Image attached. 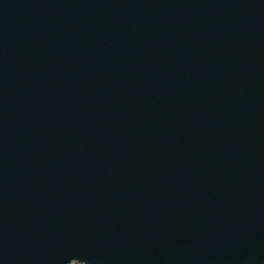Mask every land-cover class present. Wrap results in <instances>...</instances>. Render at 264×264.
Masks as SVG:
<instances>
[{"label":"water","instance_id":"95a60500","mask_svg":"<svg viewBox=\"0 0 264 264\" xmlns=\"http://www.w3.org/2000/svg\"><path fill=\"white\" fill-rule=\"evenodd\" d=\"M264 264V0H0V264Z\"/></svg>","mask_w":264,"mask_h":264},{"label":"rangeland","instance_id":"374dc122","mask_svg":"<svg viewBox=\"0 0 264 264\" xmlns=\"http://www.w3.org/2000/svg\"><path fill=\"white\" fill-rule=\"evenodd\" d=\"M73 264H79V263H73Z\"/></svg>","mask_w":264,"mask_h":264}]
</instances>
